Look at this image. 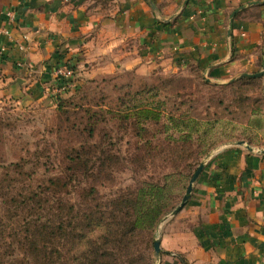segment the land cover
I'll return each mask as SVG.
<instances>
[{
	"label": "rangeland",
	"instance_id": "374dc122",
	"mask_svg": "<svg viewBox=\"0 0 264 264\" xmlns=\"http://www.w3.org/2000/svg\"><path fill=\"white\" fill-rule=\"evenodd\" d=\"M180 54L176 58V54L166 53L165 58H159L165 61L145 76L135 71L95 78L77 73L71 80L62 81L55 73L51 80L38 79L43 86L41 96L20 104V96L0 82V187L5 188H0V220L6 222L15 213V206L3 204L4 194L10 196L23 187L39 190L46 180L62 173L72 147L89 141L99 145L96 151L101 154V146L106 143V166L97 164L94 175L85 178L64 199L76 205L78 218H86L90 205L92 216L104 217V224L110 214L124 224L129 218L125 211H118L121 206L115 203L127 193L133 200L139 195L141 203L148 183L161 184L163 192L148 196L150 203L158 207V218L130 238L132 244L125 247L128 251L120 263L141 264L142 258L149 264H176L170 254L182 245L175 240H195V228L201 226L203 218L199 210L191 213L193 194L179 214H171L182 202L200 164L211 156L207 169L221 155L248 151L234 146L240 141L264 150V77L238 78L264 69V41L245 55L244 61L233 48L223 64H236L218 74H212L214 68L207 67L208 63L193 58L187 61ZM147 114L150 116L145 118ZM90 122L94 125L92 138L82 132ZM20 157L28 159L25 175L9 168ZM108 235H113L110 229L99 230L91 240L100 247ZM157 239H161L160 259L151 247ZM6 249L4 256L12 260V250ZM21 258L25 257L19 255ZM109 261L113 262L111 258Z\"/></svg>",
	"mask_w": 264,
	"mask_h": 264
},
{
	"label": "crops",
	"instance_id": "0c3cea01",
	"mask_svg": "<svg viewBox=\"0 0 264 264\" xmlns=\"http://www.w3.org/2000/svg\"><path fill=\"white\" fill-rule=\"evenodd\" d=\"M184 3L0 0V82L20 96V104L41 96L38 79L51 80L66 64L91 78L124 71L145 76L169 52L208 63L218 74L236 62L223 64L233 48L244 61L263 44L264 0H190L186 8ZM8 11L16 18L10 36L4 33ZM191 203V213L199 210L203 220L195 240H175L182 245L170 254L176 264H264L263 155L219 156L204 172Z\"/></svg>",
	"mask_w": 264,
	"mask_h": 264
},
{
	"label": "trees",
	"instance_id": "16d2710c",
	"mask_svg": "<svg viewBox=\"0 0 264 264\" xmlns=\"http://www.w3.org/2000/svg\"><path fill=\"white\" fill-rule=\"evenodd\" d=\"M149 116L147 114L145 118ZM82 132L88 133V137L92 138L94 125L88 123ZM99 148V145H93L89 141L81 143L77 148L72 147L62 173L46 180L41 187L39 185V190L23 187L10 196L3 195V204L15 206V213L6 222L0 220V264H121V257L128 251L125 247L132 244L130 238L145 231L158 218V207L150 203L148 196L160 194L165 188L159 183H148L146 198L141 203H138L139 195L137 200H133L130 193L124 194L115 203L121 206L118 211H125V217L129 218L124 224L119 223L118 217L113 214L106 216L104 224V217L92 216L90 205L87 208L90 212L85 213L86 218H78L80 212L76 211V205L71 200L64 199V196L76 190L85 178L93 176L97 164L106 166V143L101 146V154H97L96 150ZM27 162V157H20V161L11 164L9 168L17 175H25ZM0 188L5 189L2 186ZM109 220L112 221L111 225L107 224ZM108 229L113 235H108L100 247L95 246V241L91 240L92 234ZM8 238L12 242H7ZM151 247L154 248V242ZM6 248L12 250V260L4 256ZM81 248L83 250L79 251ZM75 251L79 254L75 255ZM17 252L25 258L18 259ZM140 261L141 264H149L142 258Z\"/></svg>",
	"mask_w": 264,
	"mask_h": 264
},
{
	"label": "water",
	"instance_id": "95a60500",
	"mask_svg": "<svg viewBox=\"0 0 264 264\" xmlns=\"http://www.w3.org/2000/svg\"><path fill=\"white\" fill-rule=\"evenodd\" d=\"M189 2V0H186L184 3V6L187 5V3ZM151 5H153L152 2H150ZM257 4V3H255ZM154 6V5H153ZM242 10V8L237 9L236 11H234L231 15V21L234 19V17L236 16V14L238 12H240ZM264 77V69L259 72V73H255V74H249V73H243L241 74L238 78H249V79H255V78H262ZM234 146H240V147H245L249 152L251 153H258L260 155L264 156V150H256L253 147H251L250 145H248L247 143H245L244 141H240V142H236L234 143ZM210 157H207L206 161H203L200 166L198 167L197 171L195 172L194 176L192 177L188 189L183 197L182 202L180 203V205L172 212L171 217L176 216L177 214H179L184 208L185 206L188 204V202L191 199V196L193 194L194 191V185L197 182V180H199V178L201 177V175L204 173L206 166H207V162L210 160ZM169 218L165 219V221H167ZM154 249H155V254L157 256L158 259H160L161 256V239H157L154 243Z\"/></svg>",
	"mask_w": 264,
	"mask_h": 264
},
{
	"label": "built area",
	"instance_id": "2783aa9c",
	"mask_svg": "<svg viewBox=\"0 0 264 264\" xmlns=\"http://www.w3.org/2000/svg\"><path fill=\"white\" fill-rule=\"evenodd\" d=\"M7 16V28L4 30L5 35L10 36L11 34V26L15 23V13L13 11H8L6 13ZM10 27V28H9ZM3 52V49L0 48V55ZM57 76L60 78V80H71L73 78V75L75 74V71L72 66L64 65L63 67H60L56 71ZM67 86L71 87L72 84L66 82ZM66 86V85H64Z\"/></svg>",
	"mask_w": 264,
	"mask_h": 264
}]
</instances>
